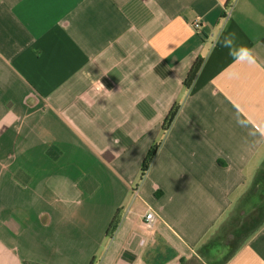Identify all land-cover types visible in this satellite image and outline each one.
<instances>
[{
    "label": "crops",
    "instance_id": "obj_1",
    "mask_svg": "<svg viewBox=\"0 0 264 264\" xmlns=\"http://www.w3.org/2000/svg\"><path fill=\"white\" fill-rule=\"evenodd\" d=\"M94 259L264 264V0H0V264Z\"/></svg>",
    "mask_w": 264,
    "mask_h": 264
},
{
    "label": "trees",
    "instance_id": "obj_2",
    "mask_svg": "<svg viewBox=\"0 0 264 264\" xmlns=\"http://www.w3.org/2000/svg\"><path fill=\"white\" fill-rule=\"evenodd\" d=\"M205 62V58L203 57H199L196 62L193 64L192 68L190 69L187 78L185 79L184 85L187 89H190L192 87V85L194 84V82L196 81V78L198 76V74L200 73L202 66L204 65ZM179 104L174 106L172 108V110L170 111V113L168 114V116L166 117L164 124H163V130L167 131L169 129V127L172 125L174 119L176 118L178 111H179ZM160 144L161 143H157L155 145H153L144 161L142 164V170H141V178H143L145 176V174L147 173V171L149 170V168L151 167L157 152L160 148ZM121 213L120 211L117 212V214L115 215V217L113 218L111 224L109 225L108 231H107V237L111 238L113 237V235L115 234V232L117 231L120 222H121ZM90 264H98V260L94 259Z\"/></svg>",
    "mask_w": 264,
    "mask_h": 264
},
{
    "label": "clouds",
    "instance_id": "obj_3",
    "mask_svg": "<svg viewBox=\"0 0 264 264\" xmlns=\"http://www.w3.org/2000/svg\"><path fill=\"white\" fill-rule=\"evenodd\" d=\"M221 34H223V32ZM236 40V34L230 32L223 35V39L217 36L215 44L219 45L221 48H226L228 50V55L231 56L234 61L255 63L256 57L253 50L244 45H238ZM103 87L104 85L101 84V88Z\"/></svg>",
    "mask_w": 264,
    "mask_h": 264
},
{
    "label": "built area",
    "instance_id": "obj_4",
    "mask_svg": "<svg viewBox=\"0 0 264 264\" xmlns=\"http://www.w3.org/2000/svg\"><path fill=\"white\" fill-rule=\"evenodd\" d=\"M231 12V9H228L227 10V16L230 14ZM198 25H196L197 27ZM135 195H138V189H135ZM156 220V213L153 211V210H150L146 216H145V223L147 226H151Z\"/></svg>",
    "mask_w": 264,
    "mask_h": 264
}]
</instances>
